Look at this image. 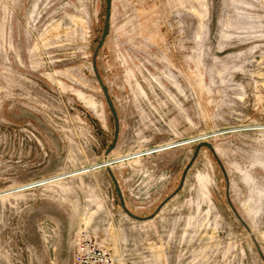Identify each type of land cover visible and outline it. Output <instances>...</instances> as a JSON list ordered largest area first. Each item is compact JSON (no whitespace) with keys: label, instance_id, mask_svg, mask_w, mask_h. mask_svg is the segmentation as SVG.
<instances>
[{"label":"rangeland","instance_id":"374dc122","mask_svg":"<svg viewBox=\"0 0 264 264\" xmlns=\"http://www.w3.org/2000/svg\"><path fill=\"white\" fill-rule=\"evenodd\" d=\"M107 10L0 0V264H264V0Z\"/></svg>","mask_w":264,"mask_h":264},{"label":"built area","instance_id":"2783aa9c","mask_svg":"<svg viewBox=\"0 0 264 264\" xmlns=\"http://www.w3.org/2000/svg\"><path fill=\"white\" fill-rule=\"evenodd\" d=\"M111 253L92 240L78 242L72 264H112Z\"/></svg>","mask_w":264,"mask_h":264},{"label":"water","instance_id":"95a60500","mask_svg":"<svg viewBox=\"0 0 264 264\" xmlns=\"http://www.w3.org/2000/svg\"><path fill=\"white\" fill-rule=\"evenodd\" d=\"M109 18H110V0H108V10H107L106 22H105V27H104L103 35H102V38H101V41H100V44H99V45H101V44L103 43L104 38H105V36H106L107 30H108ZM100 84H101V86H102V88H103V90H104V93H105V95H106V97H107V100H108V102H109V104H110V106H111V108H112V110H113V107H112L111 101H110V99H109V97H108V94H107V92H106V90H105V88H104V85H103V83H102L101 81H100ZM113 112H114V110H113ZM114 115H115V112H114ZM115 116H116V115H115ZM206 144H207V145H210V144H208V143H206Z\"/></svg>","mask_w":264,"mask_h":264},{"label":"bare ground","instance_id":"6f19581e","mask_svg":"<svg viewBox=\"0 0 264 264\" xmlns=\"http://www.w3.org/2000/svg\"><path fill=\"white\" fill-rule=\"evenodd\" d=\"M167 146V145H166ZM166 149V148H165ZM142 154V153H141ZM24 188V187H23Z\"/></svg>","mask_w":264,"mask_h":264}]
</instances>
